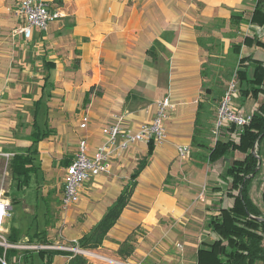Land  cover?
I'll return each mask as SVG.
<instances>
[{
    "label": "crops",
    "instance_id": "obj_1",
    "mask_svg": "<svg viewBox=\"0 0 264 264\" xmlns=\"http://www.w3.org/2000/svg\"><path fill=\"white\" fill-rule=\"evenodd\" d=\"M45 1L51 7H59L61 17L51 22L47 30L34 29L32 38L24 39L21 34L13 33L20 24L12 10L16 0H0V80L12 82L13 87L20 84V89L26 86L25 92L30 94L22 98L28 102L20 99L14 101V106L19 115L30 117L32 125L28 132L19 134V139L3 141L8 144H0V152H4L2 147L16 151L32 143L29 136L34 132V116L42 109L44 115L51 116L78 108L81 115L87 114L89 118L83 129L86 135L79 138L86 139L87 152L91 155L106 139L103 127L112 125L122 115V126L136 130L152 119L157 101L168 97L172 107L164 120L167 138L154 146L133 180L128 203L98 249L114 251L118 256L113 258L133 264H195L199 243L209 233L214 237L207 227L200 231L199 221L207 219L210 207L230 206L232 202L222 193L219 172V182L214 184V167L207 162L198 165L195 159L198 150L191 145L197 104L208 98L203 84L213 76L210 79L202 76V64L208 56L216 57L208 54L198 38H205L206 45L211 47L214 42L207 41L208 38L220 39L224 54L231 42L240 44L236 46L239 53L243 50L239 56L264 63L263 48L241 44L244 36L264 42V25L248 21L255 3L250 4V0ZM56 96H66L63 106L51 105ZM235 97L240 100L239 92ZM39 100L43 105H37ZM249 100L240 101L244 106L238 109L252 112L256 103L252 101L254 104L246 108ZM34 144L39 148L42 142ZM178 146H188L190 155L181 154ZM147 149L145 141L131 144L112 159L109 173L87 182L79 201L62 212V231L66 230L64 225L73 212L72 206L77 204L82 212L77 218L82 220L101 208L94 221L96 225L131 181L130 176ZM37 154L34 157L42 159ZM40 172L38 168L37 173ZM200 192L205 195L197 200ZM200 205L204 208L199 217L196 209ZM12 218L11 213L5 219L6 235ZM176 224L184 228L180 231ZM81 236L70 240L78 242ZM124 242L129 244V252L120 255L118 250ZM176 243L182 244V249ZM72 256H75L72 252L61 251L52 257L51 264H68ZM58 257L65 259L58 263ZM91 262L86 264H97Z\"/></svg>",
    "mask_w": 264,
    "mask_h": 264
},
{
    "label": "trees",
    "instance_id": "obj_2",
    "mask_svg": "<svg viewBox=\"0 0 264 264\" xmlns=\"http://www.w3.org/2000/svg\"><path fill=\"white\" fill-rule=\"evenodd\" d=\"M248 21L264 25V5L255 2ZM207 41L216 44V40L212 38H208ZM198 42L208 51L209 55L220 56L219 52L222 51L220 46L217 52L216 48L206 45L205 38H198ZM217 43L219 44L218 41ZM241 44H254L264 49V42L255 37L244 36ZM234 46L232 43L228 49L230 53H233L229 69L234 70L240 101L250 99L256 103V106L246 124L240 128L232 124L220 128L213 141L210 142L209 121L213 116V105L216 98L210 96L211 90L205 85L206 82L203 84L205 93L207 92L209 97L197 104L191 145L198 150L196 152L198 156L195 157L198 165L207 162L210 167L218 165L221 167L219 175L223 183L222 193L231 198L232 202L230 206L218 205L209 208L206 227L214 234V237H206L199 243L196 251V264H264V188L260 194V204H257L251 196L253 182L262 173L264 163V96L261 95L264 91V63L249 56H239L231 50ZM213 59L214 57L208 56L207 61L202 64L201 74L204 78L210 79L212 76L211 69L206 70V68L209 66L208 61ZM35 118L36 115L33 120L34 132L29 136L32 144L40 141L43 136ZM233 133L236 134L235 138L231 136ZM147 145V154L138 162L130 176L131 181L124 186L92 231L78 239L79 246L97 248L101 245L106 233L114 225L129 201L134 185L133 180L144 167L146 159L152 154L154 143L148 141ZM252 149L255 152H252ZM33 152L35 154L37 151L33 150ZM32 155L26 154L22 157L16 155L17 157L12 160L11 173L26 177V179L21 178L18 186L25 187L28 184L29 171L33 169L32 173H37L38 166L31 164L34 158ZM26 164L31 168H27ZM260 183L264 184V175ZM7 239L10 243L18 241L14 228L10 227ZM128 249L129 244L124 242L118 253L124 255L129 252ZM16 251L15 249L6 251V259L9 263L10 256ZM57 253L58 251L55 250L38 251L43 260L42 264H51L52 257ZM33 254L32 251L23 252L21 255L23 263L27 264ZM86 263V259L81 255L72 256L68 261V264Z\"/></svg>",
    "mask_w": 264,
    "mask_h": 264
},
{
    "label": "rangeland",
    "instance_id": "obj_3",
    "mask_svg": "<svg viewBox=\"0 0 264 264\" xmlns=\"http://www.w3.org/2000/svg\"><path fill=\"white\" fill-rule=\"evenodd\" d=\"M250 2V4L258 2L259 4L264 5V0H250ZM49 25L50 23L48 24V26ZM214 40H216V44L214 43L213 48H216L217 52H219V50L222 48V51L219 52L221 53L220 57H216L213 60L208 61L209 66L208 68H206V70L211 69L213 76L211 77L212 80L206 82L205 85L210 87V96L216 98L213 105V116L209 121L210 126L208 132L210 142L213 141L217 133L215 128L217 106L223 96L229 80L234 76V70L229 69V64L233 59V53H230L228 51V47V53L226 51L227 54H224L223 45L220 39L217 40L216 38ZM217 41L219 42V44L217 43ZM232 43L235 46L231 48V50H233V52H236L237 54H243V50L241 51V53L238 52V48H236L238 44L231 42V44ZM20 88V84L13 87L12 82H4L0 80V144L2 145H7L8 143L3 141L9 140V138L13 140L19 139V134H21L22 132H28V130L32 126L30 124V117L27 119L24 114L19 115V113L16 112L17 108L14 106V104H16L14 101H18L20 99L23 102H28L26 99L22 98L29 96L30 94L29 92H25L26 86H24V88L22 89ZM18 92H20V95L17 94ZM206 95L208 96L207 92ZM261 95L264 96V91L261 92ZM64 98H66V96H56L55 99L51 102V105H53L54 107L63 106L62 104ZM67 99L70 100L68 94ZM253 104L254 103L252 102V100H249L247 103H245L246 108H250V106ZM33 105H35V103ZM37 105L41 106L43 105V102L39 100ZM242 106L244 105L240 104V100L238 97L233 98V108L238 109ZM80 113V109L77 108L75 110H69V112L66 111L62 112L61 114H51V116H48L44 115L42 109L39 115L36 116V123L38 124L39 129L43 132V136L41 138L42 144L39 148L36 144L32 143L25 148L18 147L16 148V151L11 149V147H2L4 152L9 151L12 153H8L6 156L0 157V174H3L4 172L7 173L4 174L1 187L4 190L5 196L9 200H11V213L13 217L11 220V227L16 230L18 241L23 240L24 237L27 236L28 241L31 243L38 242L43 244H53L56 247L72 248L74 247V244L70 239H77L82 234H89L95 226L94 221L96 217H98V214H100L101 208H98L97 211L93 212L94 215H89V219L86 218L85 220H82L77 218V214L81 213L82 215V212L79 210V208H77V206L79 207L80 204H77L76 207L72 206L71 209H73V212L71 213L68 222L64 225L66 226V230L64 232L62 231L63 224L61 223V221L63 210L61 209V196L64 168L68 163L67 161L73 158L75 156L74 154H76L78 151V141L80 140L79 137H83L86 135V131L78 127V123L81 117ZM11 120L15 122L13 123L11 122ZM37 148L41 150V153L37 154L36 152L35 154L40 156L42 159L33 156L35 155L33 150L38 151ZM43 150L48 152L45 153L43 152ZM26 154H33L32 156L34 158L31 164L35 167L38 166L41 172L32 173L33 169L31 170V172L29 171L30 174L28 184L25 187H21L18 186V182L21 181V178L26 179V177H24L23 175H13L11 173V165L13 158L17 157L16 155L22 157ZM26 167L31 168L28 165ZM220 168L221 167L219 165L214 167V184H217V182H219L218 172ZM263 175L264 163L262 166V173L260 174L258 179L253 182L251 188V196L257 204H260V194L264 188L263 183L259 184V181H261ZM204 186L205 183H201L200 187L202 191L204 190ZM204 195L200 192L197 200H200L199 198H203ZM110 196L113 197L114 194H110ZM107 199L110 201L109 197H107ZM82 206L83 204L81 205V207ZM197 208L198 210L196 209V214L200 217V215L202 216V210L204 207L200 205ZM186 215L187 214H185V216ZM206 220L207 219H203L202 221L201 219L199 221L200 231L201 228H206ZM177 226L178 225L176 224L175 227L180 231L182 230V228H184L181 225H179L178 227ZM209 238L212 237L210 236ZM84 249L88 250V253H91L95 256L85 255L84 258H86L87 262H90L91 260V263L107 264L105 260L106 258L115 261H124L123 258H113L118 256V254L114 251H107L106 249L102 248L98 249V247ZM43 250L49 251L47 249ZM52 250L58 251L57 254L60 255V251L62 249ZM25 251H29V253L31 252V250H17L16 253H12V255L10 256V264H24L21 255ZM98 257L102 258L103 260H100V258L98 259ZM64 259L65 257H58V263H61ZM30 263L42 264L43 260L41 258V255L38 254V252H34L31 260H29L27 264Z\"/></svg>",
    "mask_w": 264,
    "mask_h": 264
},
{
    "label": "built area",
    "instance_id": "obj_4",
    "mask_svg": "<svg viewBox=\"0 0 264 264\" xmlns=\"http://www.w3.org/2000/svg\"><path fill=\"white\" fill-rule=\"evenodd\" d=\"M13 14L20 19V24L14 29L13 33L21 34L24 39H31L34 29L45 31L48 24L61 17L62 12L59 7H51L45 0H16ZM238 92L236 76L229 80L223 96L217 106L215 128L216 132L220 128L230 124L241 127L251 118L250 113H244L232 107L233 98ZM172 107L168 97H163L156 103V113L149 122L143 123L136 130H130L122 126L123 116L119 115L116 122L102 128V133L106 139L96 148L93 154L87 152L86 139H81L78 144V151L72 160L65 166L62 184L61 209L66 211L71 205L77 203L81 197L82 190L87 182L94 177L105 175L110 172L112 159L121 151L128 148L137 141H152L155 146L162 144L166 140L164 120L167 118V110ZM89 118L86 114L80 117L79 128L85 129ZM217 134V133H216ZM233 138L236 134H231ZM181 154L190 153L188 146H178ZM8 153L0 152L1 156ZM4 172L0 174V264H10L6 259L8 249L31 250L38 252L47 249H62L61 251L72 252L73 255H92L88 250L80 247L76 239L71 240L74 247H56L53 244H43L29 242L25 236L23 240L10 243L6 236L4 222L6 217L11 215L10 201L4 194L1 187ZM176 247L182 249V244L176 243ZM95 257V256H94ZM100 257H98L99 259ZM100 260H103L100 258ZM109 264H133L126 261H115L105 259Z\"/></svg>",
    "mask_w": 264,
    "mask_h": 264
},
{
    "label": "water",
    "instance_id": "obj_5",
    "mask_svg": "<svg viewBox=\"0 0 264 264\" xmlns=\"http://www.w3.org/2000/svg\"><path fill=\"white\" fill-rule=\"evenodd\" d=\"M252 152H255V150H254V149H252Z\"/></svg>",
    "mask_w": 264,
    "mask_h": 264
}]
</instances>
